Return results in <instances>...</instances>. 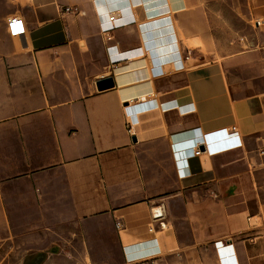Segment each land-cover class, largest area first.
Instances as JSON below:
<instances>
[{
    "label": "crops",
    "instance_id": "0c3cea01",
    "mask_svg": "<svg viewBox=\"0 0 264 264\" xmlns=\"http://www.w3.org/2000/svg\"><path fill=\"white\" fill-rule=\"evenodd\" d=\"M13 6L5 33L12 17L24 33L0 59L3 256L70 259L67 242L97 224L121 264H264V0ZM219 131L242 148L206 154Z\"/></svg>",
    "mask_w": 264,
    "mask_h": 264
},
{
    "label": "rangeland",
    "instance_id": "374dc122",
    "mask_svg": "<svg viewBox=\"0 0 264 264\" xmlns=\"http://www.w3.org/2000/svg\"><path fill=\"white\" fill-rule=\"evenodd\" d=\"M14 0H0V59H6L5 56L10 54L13 49L12 39L14 38L11 33L9 32L10 38L4 29V24L6 19L13 14L14 11ZM14 19L13 17L9 20ZM20 36H15L14 39L20 38ZM1 62V60H0ZM91 231L88 229L83 234V237H74L71 238L69 243L70 247H72L71 252L74 254L73 257L70 259L66 257H53L50 256L51 260L48 261L47 264H50L54 259H66L69 260L73 264H121L123 262L122 257L120 255V249L117 245L116 238L110 234L108 231L105 230L104 227H100L97 224H92ZM102 228L104 230H102ZM58 244H54L52 247H56ZM11 248V247H10ZM50 248L47 252H43L42 255L45 253L50 252ZM40 251V250H39ZM38 251V252H39ZM37 251H33L31 253H35L34 255L38 254ZM3 249H0V263L3 262ZM28 254L27 258L31 257L32 255ZM45 256V255H44ZM49 256V255H47ZM26 258V259H27ZM220 259V258H219ZM152 261V260H150ZM10 262V263H9ZM219 262V260H218ZM4 263L9 264H18L19 260L17 256H13L12 254L8 257V260ZM141 263H147V260L141 261ZM220 264V263H219Z\"/></svg>",
    "mask_w": 264,
    "mask_h": 264
},
{
    "label": "built area",
    "instance_id": "2783aa9c",
    "mask_svg": "<svg viewBox=\"0 0 264 264\" xmlns=\"http://www.w3.org/2000/svg\"><path fill=\"white\" fill-rule=\"evenodd\" d=\"M70 10L71 9H66L67 12H70ZM110 20L114 21V17H111ZM9 30H10V33L13 37H15V36L17 37V36L22 35L24 33V28H23V24H22L21 20H19L17 18L12 19L11 22L9 23ZM210 136L211 135H205L204 136V145H203V147L205 148L206 154H208L209 156H212L216 153H222V152H227V151L242 148V144L240 142V137L236 131H234L232 133H229L227 131H219L215 135H213L212 137H210ZM226 142L228 144H226ZM202 153L203 152L200 150L199 145H198L194 149V154H195V156H200ZM259 155L261 157H264V148H262L259 151ZM164 212H165L164 205H161L160 207H157L152 211V221L153 222H152V226L149 229L150 233H153L155 230L154 223L163 221V219L165 218ZM121 227H122L121 223L116 224L117 230H120ZM160 227H163V224H160ZM11 254H13V251L8 253L4 257L2 260L3 262H1L0 264H7L4 262L6 261V259L8 260V257ZM152 264H156V263L153 262Z\"/></svg>",
    "mask_w": 264,
    "mask_h": 264
},
{
    "label": "water",
    "instance_id": "95a60500",
    "mask_svg": "<svg viewBox=\"0 0 264 264\" xmlns=\"http://www.w3.org/2000/svg\"><path fill=\"white\" fill-rule=\"evenodd\" d=\"M114 87V82L112 78L101 80L97 83L98 91H106Z\"/></svg>",
    "mask_w": 264,
    "mask_h": 264
}]
</instances>
